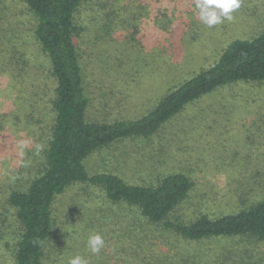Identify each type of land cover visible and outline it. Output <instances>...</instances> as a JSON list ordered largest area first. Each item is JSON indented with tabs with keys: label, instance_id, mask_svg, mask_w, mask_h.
<instances>
[{
	"label": "rangeland",
	"instance_id": "obj_1",
	"mask_svg": "<svg viewBox=\"0 0 264 264\" xmlns=\"http://www.w3.org/2000/svg\"><path fill=\"white\" fill-rule=\"evenodd\" d=\"M231 16L209 27L198 18L195 0H84L76 12L81 32L74 41L90 98L88 119H141L166 94L213 65L232 41L264 32V0H240ZM35 23L20 0H0V212L14 171L24 172L17 182L24 187L26 171H34L51 136L55 82L49 58L34 37ZM84 165L90 175L116 174L131 185L186 175L194 185L192 194L170 215L171 221L228 213L227 198L253 183L264 194V83H238L203 96L152 136L113 143L90 154ZM102 196L96 188L75 186L60 198L56 211L65 221L57 223L45 264H69L77 255L88 264H264V242H184L159 227H152L155 234L146 251H135L133 238L143 232L128 231L131 221L122 219L121 207L122 212L113 210L120 218L111 216L115 239L103 236V247L93 254L87 241L97 232ZM82 207L87 214L78 212ZM80 214L87 221L79 229ZM7 217L9 230L17 235L14 211ZM6 251L0 241V264L12 261ZM151 254L153 261L148 260Z\"/></svg>",
	"mask_w": 264,
	"mask_h": 264
},
{
	"label": "trees",
	"instance_id": "obj_2",
	"mask_svg": "<svg viewBox=\"0 0 264 264\" xmlns=\"http://www.w3.org/2000/svg\"><path fill=\"white\" fill-rule=\"evenodd\" d=\"M20 1L36 20L34 37L49 58L50 77L55 85L50 103L53 118L48 146L42 149L34 171L30 166L26 171V178L29 177L26 185L17 184L24 172L16 169L4 193L0 241L7 250L3 252L9 256L6 259H12L10 264H45L46 247L48 251L57 223L61 219L65 221V215L56 211L58 201L75 186L93 187L102 193L95 215V234L101 237L115 239L111 216L120 218L113 210L122 212L118 207L124 210L122 219L131 221L128 231L143 232L138 239L133 238L131 245L138 252H145L151 244L155 234L152 227H159L163 233L184 242L234 238L264 242V194L262 190L259 192L261 187L255 185L256 182L248 191L228 197L226 204L222 199L230 212L198 213L185 223L179 219L171 221L170 215L191 197L194 185L186 175L174 173L147 185H131L116 174L90 175L84 165L90 154L113 143L152 136L187 105L203 96L238 83L263 84L264 32L248 40L232 41L213 65L166 94L152 112L141 119L99 123L90 121L86 113L90 98L86 95L84 70L74 41L81 32L75 20L76 12L84 0ZM45 110L47 112V108ZM40 122L36 120L37 124ZM11 211L20 227L17 235L7 224V214ZM78 212L87 214L84 207ZM79 217L76 221L80 229L87 219L84 214ZM148 257L149 261L156 259L153 254Z\"/></svg>",
	"mask_w": 264,
	"mask_h": 264
},
{
	"label": "clouds",
	"instance_id": "obj_3",
	"mask_svg": "<svg viewBox=\"0 0 264 264\" xmlns=\"http://www.w3.org/2000/svg\"><path fill=\"white\" fill-rule=\"evenodd\" d=\"M198 10V18L207 26L211 27L223 22L224 19L231 20V13L240 7V0H195ZM104 240L99 234L88 238L87 246L93 254L100 252ZM69 264H88L87 260L77 255L69 260Z\"/></svg>",
	"mask_w": 264,
	"mask_h": 264
}]
</instances>
